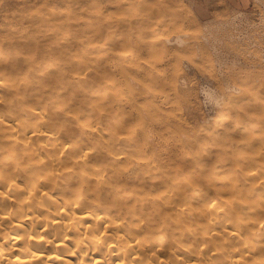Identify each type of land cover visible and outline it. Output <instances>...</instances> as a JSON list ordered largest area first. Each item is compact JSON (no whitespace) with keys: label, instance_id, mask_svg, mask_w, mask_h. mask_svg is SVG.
I'll list each match as a JSON object with an SVG mask.
<instances>
[{"label":"rangeland","instance_id":"obj_1","mask_svg":"<svg viewBox=\"0 0 264 264\" xmlns=\"http://www.w3.org/2000/svg\"><path fill=\"white\" fill-rule=\"evenodd\" d=\"M0 94L12 103L0 116L83 137L119 195L197 193L184 206L203 224L235 175L219 147L247 171L264 152L263 122L240 114L256 103L264 118V0H0ZM255 128L253 144L237 140ZM97 130L122 139L118 164L97 160Z\"/></svg>","mask_w":264,"mask_h":264},{"label":"bare ground","instance_id":"obj_2","mask_svg":"<svg viewBox=\"0 0 264 264\" xmlns=\"http://www.w3.org/2000/svg\"><path fill=\"white\" fill-rule=\"evenodd\" d=\"M255 105L245 103L240 114L248 127L261 128L264 118L248 110ZM11 107L0 94V109ZM41 118L0 116V264H264V152L251 160L259 168L247 171L219 147L216 155L231 161L235 175L217 191L222 203L205 204L199 224L202 217L184 206L197 193L119 195L124 183L90 169L83 137L76 144L67 133H49ZM255 134L257 128L242 131L237 140L253 144ZM216 135L231 141L225 131ZM92 136L86 141L98 145L97 160L115 156L118 164V134Z\"/></svg>","mask_w":264,"mask_h":264}]
</instances>
